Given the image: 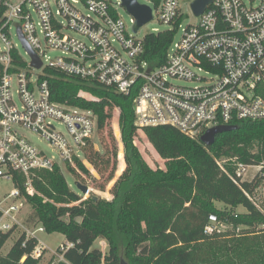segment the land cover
Instances as JSON below:
<instances>
[{
	"label": "built area",
	"instance_id": "built-area-1",
	"mask_svg": "<svg viewBox=\"0 0 264 264\" xmlns=\"http://www.w3.org/2000/svg\"><path fill=\"white\" fill-rule=\"evenodd\" d=\"M192 1L137 0L151 9L147 23L156 18L174 35L180 29L165 60L156 64L144 58V37L163 30L138 36L142 26L134 31L135 18L128 12L129 23L123 19L121 0H0V178L12 182L13 200L26 203V195L39 194L34 186L38 170L74 166L75 159L85 160L90 145L96 150L97 114L54 101L47 68L120 94L134 93L135 144L146 126L169 125L199 139L215 126L264 118V0H212L200 14L192 11ZM185 5L196 21L181 27ZM18 28L41 61L39 68L30 65ZM111 114L118 118L116 108ZM216 163L234 182L254 184L251 193H244L261 212L264 160L220 157ZM21 204L11 200L0 207V234L19 224L12 213H19ZM226 227L210 214L204 232ZM36 231L44 228H25L27 237L36 238ZM71 246L67 240L58 246L61 257ZM99 248L104 252L103 245ZM43 249L37 243L31 255L40 257Z\"/></svg>",
	"mask_w": 264,
	"mask_h": 264
},
{
	"label": "trees",
	"instance_id": "trees-1",
	"mask_svg": "<svg viewBox=\"0 0 264 264\" xmlns=\"http://www.w3.org/2000/svg\"><path fill=\"white\" fill-rule=\"evenodd\" d=\"M3 10L0 4V18ZM173 36L167 29L146 34L144 58L163 62ZM45 71L51 98L93 109L98 130L105 128L112 110H118L124 158L111 184L110 199L83 198L68 185L59 166L36 172L34 186L39 194L25 197L33 208L26 224L40 223L47 233L60 232L73 243L55 264H264V215L244 193H251L254 184L234 182L216 163L220 157L246 163L264 160V118L238 122L236 129L216 135L209 146L169 125L146 126L143 131L149 142L166 159L165 169L153 170L134 143V93L120 94L53 68ZM98 157L91 145L85 150V161L92 167ZM103 162L109 165V158ZM67 170L76 177L90 172L79 159ZM112 178L113 169L107 179ZM215 201L242 205L246 212L227 213ZM210 214L227 227L205 233ZM240 225L254 230L236 232ZM11 232L0 234V249ZM97 238L107 242V252L93 247ZM37 243V238L21 233L7 253H0V264H38L40 257L31 255Z\"/></svg>",
	"mask_w": 264,
	"mask_h": 264
},
{
	"label": "rangeland",
	"instance_id": "rangeland-1",
	"mask_svg": "<svg viewBox=\"0 0 264 264\" xmlns=\"http://www.w3.org/2000/svg\"><path fill=\"white\" fill-rule=\"evenodd\" d=\"M139 1H144V0H139ZM118 11L120 15L123 17V19L127 23H129V15L125 10V8L119 7ZM182 11H183V18L180 21L181 27L196 21V18L193 15H191L186 5L183 7ZM167 27L168 26L166 24H163L157 21L156 18H154L153 21L147 23L146 25H143L140 28L138 36H142L147 31H150L152 28H157L158 30H164ZM179 34H180V29L176 31V34L174 35V39H177ZM21 52L23 53V50H21ZM51 54L58 55V52H52ZM262 90L264 94V87ZM57 127L63 130L61 126H57ZM23 133L32 142L38 143L39 145H41L43 149L51 151V148L46 143L39 140L38 137L35 136L34 134L24 131ZM119 137H120V130L118 126L117 116L113 119L110 118L109 120H107L105 128L101 130L97 129L95 136V143H96V152L99 154V157L95 163V166L93 165L92 167V165H90L85 160H83V162L90 169L89 174L76 177L75 175L68 172L67 164L64 165V163L63 164L60 163L61 170L65 176L68 185L74 191L80 193V195H82L83 198H87L89 195H94L96 197L110 199V197L112 196V194L110 193L111 184L113 180L116 178V176H118L117 175L119 174L118 172H121L120 164L122 162V159L124 162V158L123 157L121 158V152L123 156V151ZM135 142L138 149L140 150L143 160L151 169L156 170L158 168L160 169L166 168L165 160L158 156V154L156 153L152 144L149 142L146 135H144L142 132H139L137 136H135ZM106 158H109L110 161L109 165H106L103 162V160ZM112 169H113V178L111 180H108L107 177ZM76 181L86 185L89 188V191L85 194H82L75 185ZM13 188L14 186L10 180L0 178V207L5 208L10 203L11 200L14 202V204L22 203L21 204L22 209L20 210V212L12 213V215L16 218V220L19 222L20 225L15 223L14 226L12 227V232L10 236L8 237V239L5 241V243L0 249V253L2 254L7 253V251L15 242L17 237L21 233L25 232V228L36 229L37 227L41 226L40 223L26 224V219L31 214L33 208L29 203L27 202L23 203L20 197L13 200V198L10 197V192L12 191ZM251 197L254 201V194H251ZM257 202L259 203V201ZM215 205L217 208L231 214H242L246 212V209L242 205L228 206L220 201H215ZM261 210H262L261 213L264 215V205H261ZM8 219L9 218H7V220ZM259 227L260 226H257L255 230H258ZM243 230H254V228H247L243 225H240L238 226V229H236V232H241ZM35 236L38 239L37 242L39 241L38 245L40 247L42 246L44 247V249L41 252V256L39 258L38 264H55L57 261L63 259V257H61V253L58 251V246L66 241L65 236L62 233L60 232L47 233L46 231H36ZM101 240H103V242H100ZM102 245L105 247L104 252H107L108 244L104 239L97 238L93 243V247L96 248H99ZM101 264H105L104 261H102Z\"/></svg>",
	"mask_w": 264,
	"mask_h": 264
},
{
	"label": "water",
	"instance_id": "water-1",
	"mask_svg": "<svg viewBox=\"0 0 264 264\" xmlns=\"http://www.w3.org/2000/svg\"><path fill=\"white\" fill-rule=\"evenodd\" d=\"M212 0H193L191 3L192 11L195 14H200L205 6L211 3ZM122 5L125 7L126 11L130 13L135 18L134 31H137L138 28L146 24L151 19V9L145 4H140L137 0H121ZM18 35L21 40V43L29 56L31 57V66L39 68L41 66V61L37 55L33 52L29 44L26 42L22 36L20 29L18 28ZM236 125H219L208 129L203 135L200 136L199 140L206 146L212 145L215 141L216 135L236 129ZM76 187L80 190L82 194L88 192V187L78 181L75 182ZM96 198V196H93ZM80 217L77 218V221H80ZM124 264V263H123Z\"/></svg>",
	"mask_w": 264,
	"mask_h": 264
},
{
	"label": "crops",
	"instance_id": "crops-1",
	"mask_svg": "<svg viewBox=\"0 0 264 264\" xmlns=\"http://www.w3.org/2000/svg\"><path fill=\"white\" fill-rule=\"evenodd\" d=\"M37 240H38V239H37ZM101 241H103V240H101ZM101 241H100V242H101ZM38 242H39V241H38Z\"/></svg>",
	"mask_w": 264,
	"mask_h": 264
}]
</instances>
